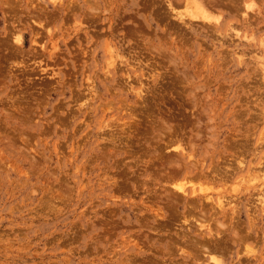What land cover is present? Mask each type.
I'll return each instance as SVG.
<instances>
[{
    "label": "rangeland",
    "instance_id": "obj_1",
    "mask_svg": "<svg viewBox=\"0 0 264 264\" xmlns=\"http://www.w3.org/2000/svg\"><path fill=\"white\" fill-rule=\"evenodd\" d=\"M218 1L0 0V264H264V0Z\"/></svg>",
    "mask_w": 264,
    "mask_h": 264
},
{
    "label": "bare ground",
    "instance_id": "obj_2",
    "mask_svg": "<svg viewBox=\"0 0 264 264\" xmlns=\"http://www.w3.org/2000/svg\"><path fill=\"white\" fill-rule=\"evenodd\" d=\"M183 2H184V4L183 5H185V7H186V10L184 11V13L185 12H187V10H188V12L187 13H189V16H190V18L191 19H193V18H196V19H202L203 21L204 20H206V21H208L209 19H211L212 17H211V15H210V18H209V12H208V10L211 8H213L214 6H216V5H219L220 3H221V1H218V0H182ZM170 7H172V6H170ZM173 10V9H172ZM187 13H185V14H187ZM188 15V14H187ZM245 21H246V19H245ZM17 43H19V42H21V38H19V37H17ZM108 49V51H109V53H110V57H111V59H115L117 56H118V50L116 51L115 49H114V51H113V49L112 48H110V47H107ZM53 49H54V47H53ZM262 51V50H261ZM260 51V52H261ZM263 53H264V51H263ZM263 55V54H262ZM261 57V56H260ZM263 58V57H262ZM116 62V61H115ZM115 62H113V63H108L110 66L111 65H114L115 64ZM179 146V145H178ZM181 146V145H180ZM180 149H182V148H180ZM176 150H178V149H176ZM183 150V149H182ZM186 156V155H185ZM175 160V159H174ZM180 161V160H179ZM177 162V161H176ZM179 166V165H178ZM186 175H189V174H187L186 173ZM201 176V175H200ZM187 178V177H186ZM215 179H216V177H214ZM218 178V177H217ZM213 179V178H212ZM173 184V183H172ZM171 184V185H172ZM182 184V183H181ZM174 186V185H173ZM168 188V187H167ZM175 188H176V190L177 191H181L182 193H181V200L182 199H184V201H186L187 199L188 200H191V199H193L194 201H190V202H194V203H190V204H193V205H195V203H198V202H201L203 199H201V198H199V196L198 195H196V194H194L195 193V191L193 192V193H187L184 189H185V187L184 186H181V185H175ZM175 190V189H174ZM180 194V193H179ZM206 194V193H205ZM177 195V194H176ZM175 196V195H174ZM206 196V195H205ZM259 196H260V198H259V200H258V203L261 205V207H263L264 208V189H261V191H260V193H259ZM173 197V196H172ZM198 197V202H196V198ZM209 197V196H208ZM207 197V198H208ZM224 196H222L221 198H223ZM204 198H206V197H204ZM220 198V200L217 202L216 201V203H215V207H218L221 211H222V213H226L224 210V205H226L227 203L226 202H224V199H221ZM225 198V197H224ZM173 199V198H172ZM174 199H176V198H174ZM210 199V198H209ZM210 200H213L212 198L210 199ZM226 200V199H225ZM205 201H203V203H204ZM206 202H212V201H206ZM214 202V201H213ZM212 202V203H213ZM231 201H229V203H230ZM172 203V202H171ZM173 203H176V201L175 202H173ZM202 203V202H201ZM202 203V204H203ZM211 203V204H212ZM226 203V204H225ZM201 204V205H202ZM209 204V203H208ZM211 204H209V205H211ZM192 205V206H193ZM205 205V204H204ZM213 205H214V203H213ZM212 205V206H213ZM196 206H198V204H196ZM194 207L195 206H193V207H191V208H193L194 209ZM202 207V206H201ZM214 207V206H213ZM212 207V208H213ZM150 208V207H149ZM177 208V207H176ZM197 207H195V209H196ZM203 208V207H202ZM218 208H214L216 211V214H217V209ZM226 208V207H225ZM192 209V210H193ZM195 209L193 210V211H195ZM214 209H212V211H214ZM211 210V209H210ZM188 211V210H187ZM201 213H203V214H205L203 211H200ZM234 213V212H233ZM202 214V215H203ZM212 214V213H211ZM210 214V215H211ZM219 214V213H218ZM229 214V213H228ZM188 215V214H187ZM193 215V214H192ZM201 215V216H202ZM213 215V214H212ZM233 215V214H232ZM158 216V215H157ZM200 216V217H201ZM214 216H216L215 214H214ZM224 216V215H223ZM235 216V215H234ZM160 217V216H159ZM209 217V216H208ZM213 217V216H212ZM212 217H210V219H212ZM226 217V216H225ZM229 217H230V215H229ZM228 217V218H229ZM236 217V216H235ZM232 218V217H231ZM200 219H202V218H200ZM234 219V218H233ZM206 220V219H205ZM235 220V219H234ZM209 221V220H208ZM218 223V222H217ZM219 224V223H218ZM200 225V227H198V229L200 230V228H203V226H202V224H199ZM210 226V225H209ZM224 226H226V225H224ZM204 227H207V226H204ZM211 227V226H210ZM221 227V226H220ZM223 227V226H222ZM205 230V229H204ZM203 229H202V231H204ZM209 230V229H208ZM201 231V232H202ZM211 232V231H210ZM222 232V231H221ZM235 234H236V232H234ZM233 233V234H234ZM215 234V233H214ZM238 234V233H237ZM236 234V235H237ZM189 235V234H188ZM205 235H206V238L204 237L203 239H205V240H212V241H214L213 240V238L215 239V237H211L213 234H208V233H205ZM235 235V236H236ZM203 236H204V234H203ZM208 236H209V238H208ZM214 236V235H213ZM218 236V235H217ZM224 236V235H223ZM238 236V235H237ZM244 236V235H243ZM240 237H242V236H240ZM202 238V237H201ZM243 238V237H242ZM202 239V240H203ZM217 239V238H216ZM235 239V238H234ZM237 239H238V237H237ZM241 239V238H240ZM239 239V240H240ZM207 240V241H208ZM210 240V241H211ZM218 240V239H217ZM209 241V242H210ZM211 241V242H212ZM201 242H203V241H200V243ZM215 242H216V240H215ZM214 242V243H215ZM218 242V241H217ZM198 243V242H197ZM200 243H198L199 245H200ZM213 243V242H212ZM135 244H136V242H135ZM134 244V245H135ZM192 244V243H191ZM196 243H194L193 245H195ZM198 244H197V246H195V248H197V247H199L198 246ZM213 245V244H212ZM201 246L203 247V248H206V250H207V245L206 244H201ZM214 246V245H213ZM212 246V247H213ZM214 247H216V246H214ZM213 247V248H214ZM220 247V246H219ZM214 249H216V248H214ZM219 249V248H218ZM243 249V248H242ZM211 250H213V249H208L207 251H211ZM216 251V250H215ZM216 255V254H215ZM212 260H214V262L216 263V264H221L219 261H217V260H215L213 257H212Z\"/></svg>",
    "mask_w": 264,
    "mask_h": 264
}]
</instances>
